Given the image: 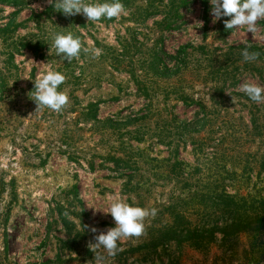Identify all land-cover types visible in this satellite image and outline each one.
<instances>
[{
    "label": "rangeland",
    "instance_id": "374dc122",
    "mask_svg": "<svg viewBox=\"0 0 264 264\" xmlns=\"http://www.w3.org/2000/svg\"><path fill=\"white\" fill-rule=\"evenodd\" d=\"M120 2L126 15L98 23L49 0L0 4V29L13 31L0 42V264H253L244 235L201 252L184 241L212 228L216 182L264 200V103L240 90L264 87V20L253 36L214 23L210 0ZM69 32L99 58L58 56L53 37ZM49 69L67 77L61 113L36 112L31 94ZM113 199L158 211L111 257L89 244L115 227ZM165 225L187 239L158 246Z\"/></svg>",
    "mask_w": 264,
    "mask_h": 264
},
{
    "label": "clouds",
    "instance_id": "9594fccd",
    "mask_svg": "<svg viewBox=\"0 0 264 264\" xmlns=\"http://www.w3.org/2000/svg\"><path fill=\"white\" fill-rule=\"evenodd\" d=\"M51 3L52 0H49ZM211 15L213 22L221 17H230L225 20V28L228 30L246 28L247 32L253 36L257 33V22L264 20V0H210ZM32 7H38L33 5ZM54 9L62 12L66 17L83 14L89 22H100L102 19H119L127 14V10L120 0L112 2L89 3L86 0H55ZM202 26V22H200ZM52 47L56 49V54L62 59L72 62L79 59L81 52L85 54L91 52L93 59H98L102 54V49L86 48L82 46L79 37H74L71 32L68 34H55ZM246 62L258 59L259 53L249 52L247 48L241 53ZM67 77L58 71L47 70L37 76L34 81L35 91L32 92L33 100L37 105V111L48 108L56 113H61L70 105V98L65 91H60L62 84L66 83ZM253 102L264 103V87L250 82H245L240 86ZM156 208H142L131 206L122 199H113L109 213L115 221V227L107 229L106 233L101 232L94 236L95 243L89 244L91 250L103 248L107 254L114 257L121 251L118 242L129 239L139 238L146 233L145 221L157 215ZM67 215V213H65ZM93 233L97 232L92 228Z\"/></svg>",
    "mask_w": 264,
    "mask_h": 264
},
{
    "label": "trees",
    "instance_id": "16d2710c",
    "mask_svg": "<svg viewBox=\"0 0 264 264\" xmlns=\"http://www.w3.org/2000/svg\"><path fill=\"white\" fill-rule=\"evenodd\" d=\"M54 3L55 1H52L51 6ZM0 4L17 5L19 0H0ZM11 34H13V31L6 27L0 29V42L6 44ZM10 52L7 51L6 56L11 61L13 55ZM95 120L96 117L93 116L90 121L94 122ZM216 184L217 188L213 187L212 191L208 193V199L213 203L211 212L213 210L214 217L213 222L210 224L212 228L207 232H202L199 228L189 229L187 233L188 240L184 242L192 250L201 252L207 250L208 246L216 242V235L222 237L219 246L223 249L231 247L234 241L237 242V239L244 235L249 239V251H252L254 256L253 264H261L264 257V200L256 201V199L247 196L231 194L227 191L228 187L225 185L224 180L222 186L219 185V182H216ZM166 206H169L166 209L171 208L170 203ZM161 210L163 211L164 208L162 207ZM182 234L165 225L159 231L157 245L168 249L170 244L174 243L177 238L187 239ZM204 234H207L208 237L207 235L204 237ZM207 238L208 241L203 243Z\"/></svg>",
    "mask_w": 264,
    "mask_h": 264
}]
</instances>
